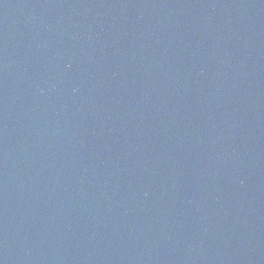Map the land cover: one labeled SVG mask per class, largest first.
Masks as SVG:
<instances>
[{
	"label": "water",
	"instance_id": "water-1",
	"mask_svg": "<svg viewBox=\"0 0 264 264\" xmlns=\"http://www.w3.org/2000/svg\"><path fill=\"white\" fill-rule=\"evenodd\" d=\"M0 264H264V0H0Z\"/></svg>",
	"mask_w": 264,
	"mask_h": 264
}]
</instances>
